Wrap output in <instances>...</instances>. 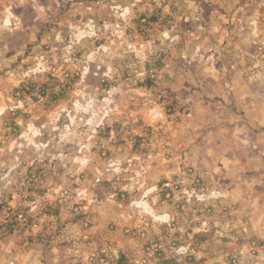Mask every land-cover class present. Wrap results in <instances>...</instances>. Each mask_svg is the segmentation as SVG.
Wrapping results in <instances>:
<instances>
[{"label":"rangeland","instance_id":"rangeland-1","mask_svg":"<svg viewBox=\"0 0 264 264\" xmlns=\"http://www.w3.org/2000/svg\"><path fill=\"white\" fill-rule=\"evenodd\" d=\"M64 1L33 24L0 19L9 256L264 264V0ZM146 13L159 19L136 22ZM168 29L177 39H156ZM149 98L159 110L140 118Z\"/></svg>","mask_w":264,"mask_h":264},{"label":"crops","instance_id":"crops-1","mask_svg":"<svg viewBox=\"0 0 264 264\" xmlns=\"http://www.w3.org/2000/svg\"><path fill=\"white\" fill-rule=\"evenodd\" d=\"M0 1L3 2V4L0 5V7H1L0 19L8 17L10 19V21L11 22L13 21L14 23L19 22V21H22V22L24 21L25 23L28 22L30 24H33L35 22V20L37 19V17L40 18V15L38 14L39 11L37 9H43V10L45 9L46 10V17L47 16L50 17L52 14L51 8H57L59 10V15H60V14H63L66 11V9L72 5L71 2L69 5H67V3L64 0H0ZM87 1L92 2V0H87ZM78 3H79V1H78ZM81 3L82 2H80L79 4H81ZM25 53L26 54L23 57L28 58V57L32 56V54L29 51H25ZM10 56H14V55L12 53L6 52L5 54H3V58H1V60H2L1 66H3V67H1V73H2V75H6V77L9 75V73L11 71L14 70L12 66L9 67L8 60L12 59ZM19 56H21V55H19ZM23 57L22 58L19 57V60H22ZM17 58H18V56H17ZM242 115L243 114L240 113V116H242ZM244 116L248 117L247 113H245ZM256 118H257V122L255 123L256 126L254 127V129H252V130H254V131H252V134L256 133V134L260 135L259 146H261V148L264 149V112L259 113V116L256 115ZM244 125H246V123ZM28 128H30V127H28ZM218 129H217V131L220 132L221 135H220V137H217V138H218V140H223L222 137H225L224 132H226L225 131L226 126L224 127L223 130L222 129L218 130ZM242 131L244 132L245 130L242 129ZM211 140H214L215 142L217 141L214 138H211ZM217 143H218V141H217ZM263 154H264V152H263ZM225 156H227V154H225ZM225 159L226 158H224V160ZM262 174H264V173H262ZM159 185H161V184H159ZM263 187H264V182H263V184H261L260 188H263ZM6 246H7V242H5V241L1 242L0 241V260L4 259V253L6 251L8 252V248H6ZM29 249H31V248L29 245H27V247H25L22 250V252H24L23 258L22 257H20L19 259L17 258L16 264H24V262H20L22 259L24 260V258L29 260L31 258L34 259L36 256L37 260L40 259V257L37 255V252H34L37 250L36 248H32L31 252H28ZM1 252H4V253L2 254ZM26 264H28V263L26 262Z\"/></svg>","mask_w":264,"mask_h":264},{"label":"clouds","instance_id":"clouds-1","mask_svg":"<svg viewBox=\"0 0 264 264\" xmlns=\"http://www.w3.org/2000/svg\"><path fill=\"white\" fill-rule=\"evenodd\" d=\"M136 4H129L128 7H136ZM157 7H163V0H157ZM165 12H167V9H165ZM165 38H169L172 40L177 39L175 35L174 29H168L165 32H163L160 36H157L156 39L163 40ZM159 108L156 105L155 101L152 99L147 100H141L139 105V112L138 115H140L143 112H150V111H158ZM140 118H143L142 115H140ZM111 167V165H110ZM0 264H16V258L15 255L9 256V253L6 251L4 253V259L0 260Z\"/></svg>","mask_w":264,"mask_h":264},{"label":"trees","instance_id":"trees-1","mask_svg":"<svg viewBox=\"0 0 264 264\" xmlns=\"http://www.w3.org/2000/svg\"><path fill=\"white\" fill-rule=\"evenodd\" d=\"M143 19H146V22L147 23H153V22H156L159 18L157 17V15L156 14H149V13H146L145 15H141V17L140 18H138L137 20H136V22H142L143 21ZM146 23V24H147ZM153 59V58H152ZM152 59H150V61H148L147 62V65H148V67L150 66H152L151 65V61H152ZM149 82H151L152 83V81H153V79L152 78H150L149 77ZM34 87H36V86H34V85H32V84H29L28 85V89H25L24 88V86H22L21 88H20V90L21 91H23V92H26L27 94H32L33 92H34V90H35V88ZM8 228L10 227V226H7ZM6 227V228H7ZM8 228L7 229H5V230H8ZM11 232V231H10ZM119 264H124V260L123 261H121Z\"/></svg>","mask_w":264,"mask_h":264}]
</instances>
